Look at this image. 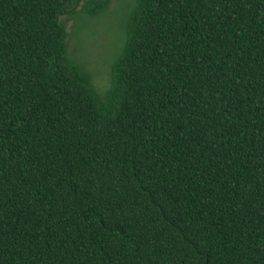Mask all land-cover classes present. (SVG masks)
<instances>
[{"label":"trees","instance_id":"16d2710c","mask_svg":"<svg viewBox=\"0 0 264 264\" xmlns=\"http://www.w3.org/2000/svg\"><path fill=\"white\" fill-rule=\"evenodd\" d=\"M109 3L0 0V264H264V0H134L99 87Z\"/></svg>","mask_w":264,"mask_h":264},{"label":"rangeland","instance_id":"374dc122","mask_svg":"<svg viewBox=\"0 0 264 264\" xmlns=\"http://www.w3.org/2000/svg\"><path fill=\"white\" fill-rule=\"evenodd\" d=\"M133 1L110 0L109 6L98 15L81 13L74 26L71 20L66 23L70 57L83 63L99 87L109 81V62L123 45Z\"/></svg>","mask_w":264,"mask_h":264}]
</instances>
